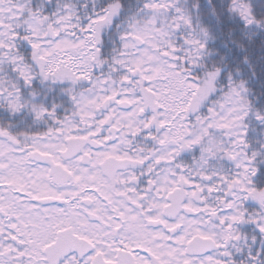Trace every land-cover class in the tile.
<instances>
[{
    "label": "snow or ice",
    "instance_id": "snow-or-ice-1",
    "mask_svg": "<svg viewBox=\"0 0 264 264\" xmlns=\"http://www.w3.org/2000/svg\"><path fill=\"white\" fill-rule=\"evenodd\" d=\"M0 264H264V0H0Z\"/></svg>",
    "mask_w": 264,
    "mask_h": 264
},
{
    "label": "trees",
    "instance_id": "trees-1",
    "mask_svg": "<svg viewBox=\"0 0 264 264\" xmlns=\"http://www.w3.org/2000/svg\"><path fill=\"white\" fill-rule=\"evenodd\" d=\"M257 87H259V86H257Z\"/></svg>",
    "mask_w": 264,
    "mask_h": 264
}]
</instances>
